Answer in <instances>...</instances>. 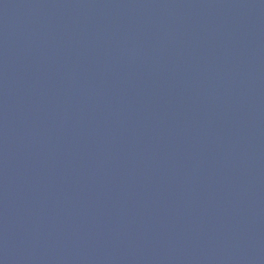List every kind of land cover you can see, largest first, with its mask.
Segmentation results:
<instances>
[{
    "label": "water",
    "instance_id": "1",
    "mask_svg": "<svg viewBox=\"0 0 264 264\" xmlns=\"http://www.w3.org/2000/svg\"><path fill=\"white\" fill-rule=\"evenodd\" d=\"M0 264H264V0H0Z\"/></svg>",
    "mask_w": 264,
    "mask_h": 264
}]
</instances>
